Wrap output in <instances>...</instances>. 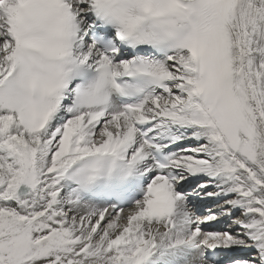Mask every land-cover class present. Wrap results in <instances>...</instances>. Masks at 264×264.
Listing matches in <instances>:
<instances>
[{
	"label": "snow or ice",
	"instance_id": "1",
	"mask_svg": "<svg viewBox=\"0 0 264 264\" xmlns=\"http://www.w3.org/2000/svg\"><path fill=\"white\" fill-rule=\"evenodd\" d=\"M0 264H264V0H0Z\"/></svg>",
	"mask_w": 264,
	"mask_h": 264
}]
</instances>
